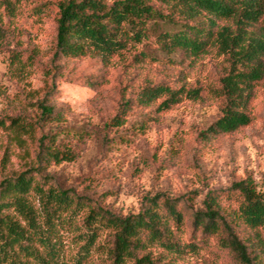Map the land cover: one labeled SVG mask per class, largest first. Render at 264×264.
I'll use <instances>...</instances> for the list:
<instances>
[{
	"label": "trees",
	"instance_id": "trees-1",
	"mask_svg": "<svg viewBox=\"0 0 264 264\" xmlns=\"http://www.w3.org/2000/svg\"><path fill=\"white\" fill-rule=\"evenodd\" d=\"M2 6L16 16L9 1ZM57 7L55 45L41 68L39 51L25 58L9 51L0 14V55L9 53L10 72L25 80L40 71L44 80L32 114L0 119L10 146L28 162L24 171L0 180V264H69L64 256L68 233L79 246L75 264L94 253L103 264H165L166 256L199 255L212 241L239 264H264V192L249 177L209 192L203 208L191 213L180 201L155 195L144 199L138 213L118 217L60 187L48 173L77 160L68 138L83 142L87 136L84 130L53 128L71 113L68 105L57 103L58 81L99 85L69 71L68 62L88 57L109 62L153 38L169 60L215 55L224 61L213 89V98L221 101L220 116L199 133L201 150L251 126V105L264 84V0H62ZM203 94L200 86L145 83L124 99L106 127L124 126L134 111L162 116L185 101L202 102ZM147 121L144 117L139 126L145 128ZM10 152L7 148L4 165Z\"/></svg>",
	"mask_w": 264,
	"mask_h": 264
},
{
	"label": "rangeland",
	"instance_id": "rangeland-1",
	"mask_svg": "<svg viewBox=\"0 0 264 264\" xmlns=\"http://www.w3.org/2000/svg\"><path fill=\"white\" fill-rule=\"evenodd\" d=\"M7 1L17 9L15 17L4 6L0 9L10 37L9 51L21 52L24 58L32 50L39 51L41 68L52 56L57 6L62 0ZM136 57L140 59L135 60ZM224 67L223 59L215 55L197 59L177 55L169 60L154 38L109 62L92 57L69 61V71L97 79L99 85L91 88L58 81L57 103L68 105L71 113L67 122L53 128L84 130L87 136L83 142L68 138L78 151L77 160L52 167L49 175L60 187L118 217L138 213L144 199L155 195L178 200L191 213L203 208L202 201L209 192L225 191L248 177L264 192V84L251 105V126L221 137L206 151L199 146V133L220 116L221 101L213 98V89L218 87ZM145 83L200 86L204 100L185 101L162 116L134 111L124 126L107 128L124 99ZM43 85L40 71L25 80L14 76L9 69V53L1 54L0 119L32 114V105L40 99ZM144 117H148L145 128L139 126ZM7 148L11 152L4 165ZM21 154L19 148L10 146L7 134L0 128V180L25 170L28 162ZM64 238V256L70 259L69 264H75L79 246L72 242L71 234ZM102 261L101 255L94 253L84 264H103ZM164 262L239 264L229 251L217 248L213 241L199 255L183 260L166 256Z\"/></svg>",
	"mask_w": 264,
	"mask_h": 264
}]
</instances>
